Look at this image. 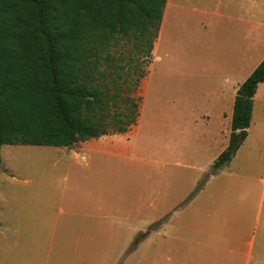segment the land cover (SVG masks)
Listing matches in <instances>:
<instances>
[{
	"label": "rangeland",
	"instance_id": "1",
	"mask_svg": "<svg viewBox=\"0 0 264 264\" xmlns=\"http://www.w3.org/2000/svg\"><path fill=\"white\" fill-rule=\"evenodd\" d=\"M169 2L154 53L153 43L149 49L151 35L133 31L112 41L91 69L94 85L105 87L110 95L118 94L110 111H124L125 99L138 81L140 114L132 125L136 130L129 157L117 160L91 154L89 164L84 165L82 157L73 160L69 148L0 146V264H75L69 257L74 255L76 231H87L80 229L108 218L115 220L108 231L122 235L111 237L114 243L104 255L105 264L123 247L126 254L120 264H134V257L144 253L135 249L141 243L150 246V237L141 242L144 234L161 225V221L154 228L150 227L155 223L143 225L151 220L148 203L153 168L173 170V179L161 181H172L168 200H181L189 188V195L175 208L198 195L226 137L225 117L232 114L236 90L245 74L230 77L219 70L223 65L217 57L228 49L224 42L230 41L233 24L226 13L235 7H251L253 21L264 23V0ZM218 14L223 15L221 19ZM263 54L264 34L255 33L248 70H254ZM253 104L256 111L251 121L261 122L259 94ZM107 131L117 134L116 125L110 123ZM249 134L227 164L237 173H248L251 160L261 168L263 146L258 128L252 126ZM99 197L102 204L97 203ZM144 202L145 206L135 207ZM138 228L140 233L135 232Z\"/></svg>",
	"mask_w": 264,
	"mask_h": 264
},
{
	"label": "trees",
	"instance_id": "2",
	"mask_svg": "<svg viewBox=\"0 0 264 264\" xmlns=\"http://www.w3.org/2000/svg\"><path fill=\"white\" fill-rule=\"evenodd\" d=\"M166 2L0 0V146L70 147L112 134L110 123L118 134L135 125L138 81L124 111H110L118 94L94 85L91 69L118 36L136 31L154 41ZM263 82L264 59L237 89L229 144L211 174L235 155L240 131L245 139L253 97Z\"/></svg>",
	"mask_w": 264,
	"mask_h": 264
},
{
	"label": "crops",
	"instance_id": "3",
	"mask_svg": "<svg viewBox=\"0 0 264 264\" xmlns=\"http://www.w3.org/2000/svg\"><path fill=\"white\" fill-rule=\"evenodd\" d=\"M169 8L170 2L167 0L157 37L153 41L152 53L159 46ZM253 12L251 7L250 9L235 7L227 11L226 16L233 23L229 27L230 41L227 42L226 37L223 36L226 39L224 44H228V49L219 52V57H217L223 65L219 70H223L226 75L232 77L238 72L245 71L243 82L254 71L248 70L246 66L248 54L253 48L254 34L256 33L257 36L264 34V23L260 21L255 23ZM222 16L218 14L219 18ZM263 59L264 54L260 57L258 65ZM145 80L146 78L141 81V84H144ZM258 94L262 103V121L256 123L251 121L245 138L250 136L251 127L255 126L260 135L259 141L264 147V82L258 85L255 95L258 96ZM253 106L252 115L254 110L256 111L254 104ZM225 118L227 133L220 143L218 152L214 156L215 159L229 144L232 114ZM135 130L136 126H131L122 134H108L97 139L75 143L70 147L56 148L65 150L69 148L68 151L72 152L73 160L79 161V157H82L84 165L89 164L91 154L122 160L130 156ZM263 147L260 149L261 168H256L257 164L253 166L251 160L248 163L249 170L246 174L237 173L228 168V165L213 174L209 171L208 178L198 195L178 209L175 207L189 195V188H186L185 196L181 200H168L171 196L172 181L166 184H161V181L167 177L173 179V170L153 168L149 188L151 200L148 203L151 220L143 221L145 223L143 225L160 221L161 225L144 234L141 242L148 237L152 240L149 247H142L141 243L135 249L144 253L141 257H134V264H264ZM256 150L255 158L259 155L258 149ZM129 161H133L132 157ZM205 171L206 168L202 167L201 172ZM97 203L102 204V198L99 197ZM146 204L147 202H144L135 207L138 209ZM111 221L115 220L111 218L100 220L80 229L87 231L77 230L76 237L73 239L76 240L74 255L69 259L75 264H105L104 255H107L111 244L114 243L111 237L121 238L122 235L120 232L115 235L108 231ZM256 231L260 232L257 243ZM135 232L140 233L141 229L138 228ZM124 251L123 247L108 264H120L126 254Z\"/></svg>",
	"mask_w": 264,
	"mask_h": 264
},
{
	"label": "water",
	"instance_id": "4",
	"mask_svg": "<svg viewBox=\"0 0 264 264\" xmlns=\"http://www.w3.org/2000/svg\"><path fill=\"white\" fill-rule=\"evenodd\" d=\"M242 139H243V131H240V132H239V136H238V138L236 139V142H235L234 146H235V147L239 146V144L241 143Z\"/></svg>",
	"mask_w": 264,
	"mask_h": 264
}]
</instances>
